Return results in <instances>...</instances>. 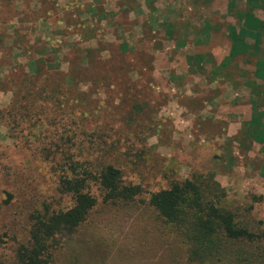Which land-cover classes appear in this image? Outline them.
I'll use <instances>...</instances> for the list:
<instances>
[{
	"label": "rangeland",
	"instance_id": "374dc122",
	"mask_svg": "<svg viewBox=\"0 0 264 264\" xmlns=\"http://www.w3.org/2000/svg\"><path fill=\"white\" fill-rule=\"evenodd\" d=\"M71 162L111 164L141 192L106 203L93 185L52 264H204L150 204L194 176L264 230V0H0V264H19L33 216L73 207Z\"/></svg>",
	"mask_w": 264,
	"mask_h": 264
},
{
	"label": "trees",
	"instance_id": "16d2710c",
	"mask_svg": "<svg viewBox=\"0 0 264 264\" xmlns=\"http://www.w3.org/2000/svg\"><path fill=\"white\" fill-rule=\"evenodd\" d=\"M247 23L244 22V27ZM231 36L234 42L229 57L238 54V46L245 39L242 31H232ZM203 59L199 55L191 57L190 62ZM68 170L70 174L62 179L61 189L73 197V207L32 217L29 245L18 249L19 264H52L51 251L53 243H59L58 236L73 235L98 205L90 192L93 185L101 189L106 203L130 202L141 192L139 186L125 185L121 170L111 164L96 173L86 165L71 162ZM225 196L224 188L214 177L194 176L152 194L150 204L167 223L186 230L193 261L205 264L213 257L214 264H264V230L254 232L239 221L223 205Z\"/></svg>",
	"mask_w": 264,
	"mask_h": 264
},
{
	"label": "crops",
	"instance_id": "0c3cea01",
	"mask_svg": "<svg viewBox=\"0 0 264 264\" xmlns=\"http://www.w3.org/2000/svg\"><path fill=\"white\" fill-rule=\"evenodd\" d=\"M232 49V48H231ZM230 52H231V50H230ZM230 52H229V55H230ZM228 55V56H229ZM257 71H258V68H257ZM257 82L258 83H261V82H263V81H261V80H257ZM246 109H249L250 111H252V109H253V106L251 105V103L249 102L248 104H241L239 107H238V110L239 111H237L236 113L237 114H239V113H241V112H243V114H245L244 112L246 111ZM236 116H238V115H236ZM234 118H235V120H238L239 118L238 117H235L234 116ZM236 123V122H235ZM229 132H230V134H233V135H235V134H237L238 132H239V130H240V126L239 127H235V124H234V122L232 123V122H229Z\"/></svg>",
	"mask_w": 264,
	"mask_h": 264
}]
</instances>
